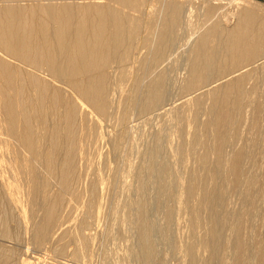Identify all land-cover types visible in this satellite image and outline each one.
I'll list each match as a JSON object with an SVG mask.
<instances>
[{
    "label": "bare ground",
    "instance_id": "bare-ground-1",
    "mask_svg": "<svg viewBox=\"0 0 264 264\" xmlns=\"http://www.w3.org/2000/svg\"><path fill=\"white\" fill-rule=\"evenodd\" d=\"M27 1L32 4L20 3ZM38 1L0 0V3L6 4H0V145H6L9 141L14 144L12 151L7 153L9 157L0 156L2 157L0 158V240L5 241L10 238L11 233L7 225L10 224L8 221L12 220L11 217L15 211L19 210L18 212H21L19 218L24 220L25 202L36 205L37 201L40 204L42 217L40 222L32 225L33 238L31 239L35 244H40L47 239L60 221L59 210L64 201L63 191H67L70 187L69 179L76 170L74 168L79 151L77 135L79 131L81 132L78 130V124L81 126L82 123L79 118L81 110L73 99H65L63 94L71 92L80 99L81 103L89 107L88 111L91 109L93 114L101 117L100 119L104 116L106 119L114 99V93L111 92L114 90L110 88L113 85L107 70L112 64L123 65L134 51V41L139 39L144 53L141 51L140 57L136 60L138 71L134 79L132 78L131 95L123 101L143 116L163 111L164 106L167 105V98L172 96L170 80H168L172 78H168L170 76L167 73L170 74V72L162 68H165L166 57L172 55L168 53L178 48L180 41L177 39V30L180 27L184 9L178 4L183 0H171L161 5L157 11L160 14L159 18L149 17L147 21L141 23V20L139 21L136 17L137 14L135 18L134 15L131 17L132 15L129 16L123 11L126 9L133 11L134 14L137 13L134 0L125 4V1L122 3L119 0H110L116 4L119 2L120 5L127 4L129 7H109L105 4L101 6L99 3L94 5L86 4V2L54 4L56 1L53 3V0H47L49 3L42 4ZM141 9L144 10V8ZM142 13L143 11L140 14ZM208 13L211 14L212 10L210 9ZM235 18V24L225 33L220 32L221 28L217 24H212L208 27L205 25L204 30L201 29L200 32L192 34L191 39L195 40L189 47L188 56H185L186 67H183L186 71L180 74L182 81L179 82L174 77L180 83L178 84L180 95L173 96L174 100L180 101L191 96L188 99L189 103H186L187 109L181 110L178 106L173 114L187 133L183 135L182 131L180 132L181 141L174 153L186 166L189 162L192 163V167L185 168L186 166L182 163L185 166L184 171L176 173L167 167V163L157 165L160 140H156V145L151 147L149 152L147 151L148 161L145 162L150 180L158 177L162 183L168 179L171 182L169 185L162 184L157 189L158 195L161 194L162 199L163 196L171 200H173L172 196L176 197L180 209L186 213L184 234L187 239L193 240L189 239V242L177 240L178 246H184L186 256L184 264H225L226 262L247 264L243 259V246L239 247L240 250L238 249L235 256L230 257L231 254L226 247L228 244L227 241L224 242L222 232L224 226L232 222L229 220L230 214L226 213L229 204L227 199H230V194H242L246 197L251 191L255 177L251 173L248 174L249 171L245 172L242 166L246 160L249 163L254 162L256 147L264 137V132L258 125L261 121V106L259 103L256 104L259 101L252 103L253 96L250 99L251 95L256 94L254 93L255 82L257 77H260V72L262 74L264 71V66L258 69L254 68L256 66L254 65L253 68L250 67L251 69L242 72L243 68L249 67L248 64L257 62L256 60L264 55V26L261 23L262 19L259 20L255 7L242 8ZM135 51L137 53L136 49ZM61 87L64 90H59ZM177 87L174 86V88ZM205 87L208 89L206 88L204 92L202 89ZM200 90L203 93L192 97L191 93H197ZM250 100H252L251 103L248 102ZM81 103L78 104L81 105ZM247 104L254 107L250 108ZM88 111L87 114H89ZM93 119L98 120L95 119V115ZM96 123L99 124L98 121ZM90 126L86 128L91 130ZM94 130L97 131H95L96 135L98 134L95 138L98 140L103 138L100 142H104V138H107L106 132L103 131L104 137L101 133L102 129L97 127ZM252 130H258V132ZM246 132L258 133L256 138H247L249 141L247 145L243 140ZM89 133H86L84 137L88 141L91 140ZM87 135L90 139H87ZM40 140L46 143L45 147L43 145V151L39 148ZM94 140L92 139L93 143ZM4 151L7 152V150ZM23 154L28 155L27 164L23 163L26 161L22 157ZM187 155L191 156L190 161ZM147 156L144 155L143 159ZM42 171L46 175L44 178L40 176ZM148 177L139 178L142 193L150 182ZM53 182L59 187V192L50 197L47 195V190ZM242 196L240 198L243 200ZM250 206L251 204L248 208ZM30 208L32 209L31 205ZM136 208L141 215V220L138 219L139 234L136 239L139 250L136 252L131 248L128 255L137 254L142 264H153L156 249L151 235L157 229L155 230L153 224L145 218L148 211L146 202L138 204ZM173 211L175 210H169V208L165 211L164 216L168 223H172L174 217H177ZM237 223L233 225L235 240L232 239L236 247L241 244L237 236L240 223ZM74 239H77L75 234ZM2 241L0 244L3 245ZM259 243L260 249H258L261 253L257 252L260 253L258 259L255 255L256 261L262 256L264 258V239ZM2 245H0V264H5L6 261L10 262L9 250L7 251V248L4 250ZM256 261H252V264Z\"/></svg>",
    "mask_w": 264,
    "mask_h": 264
},
{
    "label": "rangeland",
    "instance_id": "rangeland-1",
    "mask_svg": "<svg viewBox=\"0 0 264 264\" xmlns=\"http://www.w3.org/2000/svg\"><path fill=\"white\" fill-rule=\"evenodd\" d=\"M60 1L61 0H53V3L55 2L54 4H57V3H60V4L62 3L63 4L64 3L74 4L75 3L76 4L77 2L78 3L86 2V4L89 3V4H94V5L99 3V5L101 6L105 4V5H109V7H129L127 4L120 5L118 3L120 1H122V3L125 1L124 2L125 4L126 2L129 3L132 0H119L117 4L110 0H100V2L99 0H96V1L94 0H91V1L90 0H62L61 2ZM169 1L171 0H134L135 6L137 7L136 8L137 13L134 14L133 11H128L126 9L123 10L124 8L122 10L129 16L132 15L131 17H133V15L135 17V15L137 14L136 15V17H138L137 19L139 21L141 20V23H144L145 21L148 20L149 17L157 16L156 18H159L160 14L157 11L160 9L161 5L163 6L164 3H167ZM174 1H177V0H174ZM38 2L42 4L49 3V1L47 0H39ZM20 3L21 4L22 3L32 4V2L30 3L29 1L20 2ZM20 3H17V4H20ZM0 4L6 5L3 2ZM178 4L181 5L182 9L184 8L183 16L180 20V27L177 30V33H178L177 39L180 41L179 44L181 45L179 46L178 44L179 49L176 48V51H170L168 53V55L172 53V55H169L170 57L169 56L166 57V60L168 61L169 59L170 62L166 61L164 63V65L165 64L166 65L165 66L163 65L165 68H162L164 69V71L170 72V74L167 73V75L170 76L168 78H172V80L168 79L170 80L169 83L172 89V90L170 89L172 93L170 95L172 96L167 98L168 99L166 102L167 105H165L163 108L164 112L160 110L161 113L158 111L159 113H156L154 115L149 114V115L143 116V115H140V113L137 112V110L129 107L126 101H123L131 95V87H132V81H133L132 78L134 79L135 73L138 71V65H137L138 63L136 62V60H137V57L138 58L140 57V52L142 51L141 43H140L141 40L139 39L137 41L136 40L134 41L133 43L134 51L127 58V60L123 63V65L118 66L117 64H112L110 68L107 70V73L110 77L109 80L111 84L113 85L112 87L110 86V88L114 91L116 89V91L115 92L111 91L114 93L113 94L114 99L112 100L111 106L108 110L109 113L107 114L106 119H105V116L104 118L102 117V119H100L101 117H98L96 114H93V112H91V109L88 111L89 107L87 105L85 106L84 103H81L80 99H78L71 92H69L70 94L67 92L69 95L63 94L65 99L67 98L69 100L73 99V101L76 102L79 109L81 110L79 118H80V123L81 122L82 123H81V126L78 124V128H79L78 130H81L82 133L79 131L77 135V143L79 144L78 146L80 149L78 148L79 151L77 153V157L75 160L76 166L74 168V170L76 169L75 170L76 176L78 177L75 176V171H73L74 175H72L71 178L69 179V186H70L68 188L69 190L67 189V191L65 192L63 191L64 201L59 210L60 212L59 215L61 216V217L59 216L60 221L58 222L56 227L53 229L54 233L51 232V235L49 234L50 236H48L47 239H44L42 242H40V244H35L33 242V239H31L33 238L32 225H34L35 222L36 223L40 222V218L42 217L41 215L42 211H41L39 202L36 201L35 202L36 205L31 204V203L28 204L27 202H25L26 204V205L24 204L25 210L23 211L26 212V217L24 220L23 218H19L20 217L19 215H21V212H18L19 210L15 211V213L11 217L12 220L10 221L9 219L8 221V223L10 222V224L7 223L11 236L10 238L5 239V241L4 239H1L3 240L2 241L3 245L0 244L3 246L2 248L4 250L6 248H7V251L9 250L8 255H9L10 262L7 263L6 261L5 264H10V263L11 264H142L137 254H133V256H129L128 252H129V249L131 248H133L132 250L136 252L139 250V246H137L138 244H137L136 239L138 238L137 236L139 234L138 221L141 220L140 218L141 215H139L140 213L138 212V208H136V206L140 203H145V202H146L147 210H148L146 212L147 214L146 216L148 217L145 216V218L149 219V220L147 219V221L150 222V224H153V227L155 230L157 229L156 232H154L151 235V240L154 242V246L156 249V256L153 259V264H184L183 262L185 261L184 259L186 258L184 246L183 247L178 246L177 240L189 242V239L190 240L192 239V238L187 239V237H185V234H184L186 213L185 212L183 213V209H180V204L177 203L178 200L176 197H174L175 198L174 199L172 196L173 200H171L170 198H166L164 196L162 199V195L161 194L158 195L157 189H159V187L162 184L169 185L171 183L169 182L170 179H168V181L163 182V183L159 180L158 177H153L150 180L151 177H148L147 166H146L145 161L146 160L148 161L147 155H148L150 148L156 145L155 143L156 140H160L158 141L160 142V145L158 143V146L159 147L161 146V147L159 149L160 150L159 158L156 159L157 165L167 163V167L171 171L176 172V173H180V172L182 173L184 171V167L186 166L184 162L178 159V156H176L174 151L177 145H179L181 141V139L179 138L180 132L182 131L183 135H187V133H186L185 128L182 126L181 122H179L173 114L178 108V106L181 108V110L182 108L183 110L187 109L186 103H189L188 99L190 95L180 101H175L176 99L174 100L173 96L180 95V91H179L180 86H178V84L180 85L179 82L182 81V77L180 79V74L186 71V69L183 66L186 67L185 61H186V57L189 54L188 50H189V47L192 45L193 40H195L194 38L191 39L192 34L197 33V31L200 32L201 29L204 30L206 26L208 27L212 24L213 25L217 24L218 27L221 28L220 32L225 33L226 30L231 29L233 27L236 21L235 15L242 8L246 9V8L255 7V10L257 11V15L259 16V20L262 19L261 23H263V26H264V0H183L182 2ZM141 8H144V10H142ZM210 9L212 10L211 14L208 13ZM141 10L144 13V14L142 13L143 17H142V14H140L142 12ZM186 39H188V41ZM135 43H138V44L135 45ZM182 45H185V46H182ZM135 49L137 50V53ZM256 61L257 62H254V63L251 62V64H248L249 67L246 66L245 68H243L242 72H244L245 70L251 69L250 67L254 65H256L254 68H258V69L264 66L263 65L264 55L263 57L257 59ZM174 77L177 79V81L179 80V82H177L174 79ZM112 78L113 79L115 78V79L113 80ZM256 80L258 82V83L255 82L256 90L254 93L256 94L255 96L254 94L251 95L250 99H252L253 97L254 99H252L253 101L250 100L248 102L251 103L252 101V103L253 102L256 103L257 101H259L256 104L259 103V106H261L262 113H261V121H259L258 125H259V128H261V131L264 132V129H263L264 128L263 127L264 126V71L262 72V74L260 72V77H257ZM114 84L116 86H114ZM173 84L174 86L176 87L178 86V87L174 88ZM206 88L207 87H205L202 90L205 92L208 89ZM59 90H64V89H62L61 87V89ZM202 90H200L197 93L195 92L193 94L191 93L192 97L198 96L201 93H203ZM76 98L78 100H76ZM77 101L78 103H81V105L78 104ZM248 105L250 104H247V106ZM81 106L82 108H80ZM252 106L250 105V108H252ZM86 107H87V110H86ZM87 111L89 112V114H87ZM94 115H95V119H98V120L93 119ZM84 116L86 117L84 118ZM90 116L91 118L93 117L92 120ZM119 116H121L120 117L121 119H119ZM84 120H85V123H84ZM97 121L98 123L101 121L99 123L100 125L96 123ZM89 122L90 124H88ZM91 123L93 124V126L96 124L95 125L96 128L99 127L100 130L102 129L101 131L102 134L106 132L105 134L107 138H104L106 142L105 141L102 142L103 138L100 139L102 140L101 142L100 140H98V138H95V137H98V134L96 135L97 131L94 130L96 128L95 126L93 128ZM88 125H91L90 126V128L92 127L91 130L89 128H86L88 127ZM85 128L87 130H85ZM82 129H84V131ZM252 131H255V130H252ZM83 132H86V133L91 132L88 134L91 136L90 137L91 140H89L90 142L86 140V138L84 139L86 133H83ZM255 132H258V130ZM81 134L82 136H80ZM105 134H103L104 137H105ZM257 134L254 132H250V133L246 132L243 137L244 143L247 145L249 142L247 138L248 139H251L252 137L256 138L258 136ZM124 137L126 138L124 139ZM90 138L89 136L87 137V139H90ZM92 139L93 140L95 139L94 143ZM44 144H46L45 141L40 140V143H39V146H40L39 148H41L40 151L44 150L43 149L45 147ZM113 144H116V145H113ZM6 145H0V148L3 149V151L2 149H0V156L2 157H9L7 153H9V151H12V149L14 148V144H11L10 141ZM91 145L93 146L91 147ZM97 145L99 146V148ZM263 145H264V137L261 139L259 146L256 147L257 149L255 150L256 156H255L254 162L249 163V161L246 160L245 163H243L242 167L244 168V171L245 172L249 171L248 174L251 173L252 176L255 177V181L253 182L254 184L251 185V191L247 193L246 197H243L242 194H236V193L230 194L229 196L230 199L228 198L229 201L227 199V204L228 203L229 204H228V208H227L228 210L226 213L228 215L230 214L229 220H231L232 222H228L224 226V229L222 232L224 242L226 243L227 241V244H228L226 247H228L227 251L230 252L231 254L230 257H232V255L235 256L236 252H238L239 247L242 248L243 246L244 248L243 249V259L245 262H247V264H252V261L254 262L259 258L260 253H261L259 250L260 249L259 242H261L262 239H264V151H263L264 146ZM93 149L94 151L95 150L96 151L94 152ZM4 150H7V152ZM3 154L4 155L7 154L8 156L7 155L4 156ZM91 154L92 156L88 157V155H91ZM93 154L94 155L96 154V156H94ZM189 154L191 155L192 152H190ZM23 155L22 157L26 161L24 162L22 161V162L26 163L28 159L27 158L28 155L27 156L26 155L23 156ZM144 155L147 156L146 159H143ZM190 157L191 156L187 155L188 160L191 159ZM182 163H184L185 166H183ZM191 164L192 163L189 162V165L187 164L188 166H186L185 168L192 167ZM144 165L146 167H144ZM86 171L87 173H85ZM144 171L145 173H143ZM43 173L44 171H42L40 175L42 178L46 176L44 175L45 173L44 174ZM141 176H147L149 178L148 180L150 181V182L148 181L149 183L143 193L140 191V183H139V178ZM54 183L55 182L51 183L50 187L47 190V195L50 197H53V195H56V193L59 192V187ZM88 183H90V185ZM102 184H104L105 186L103 185L104 186L103 187ZM91 187H92V192H90ZM88 188H90V190ZM239 193H241V191ZM141 195H142V198H141ZM239 195H241L243 197V200L244 199L245 200L243 201L242 198H240L241 196ZM134 203H137V204H134ZM164 204H166V206ZM249 204H251L250 208H248ZM30 205L32 209L34 208V210L30 208ZM88 207L89 209H87ZM36 208L39 210H37ZM121 208H124V209H121ZM168 208L169 210L171 209L175 210L173 212L175 213V216L177 215V217H174L172 223H168L166 220V217L164 216L165 211H168ZM119 212L123 214L120 215ZM179 213H182V214H179ZM68 215H69V218H68ZM61 221L63 222L61 223ZM65 221H68V222H65ZM235 222L240 223L239 225L240 229H239L237 236H238V241L239 243L241 242V244H239L240 246L238 247H236V244L234 245L233 240H232L234 239L233 225L235 224ZM74 231L75 232L77 231V232L74 233ZM73 233L75 234L77 239L73 240V236H74ZM68 234L72 236L70 237ZM67 235L69 236V239L67 238L68 237ZM64 237H66V239ZM126 238L128 239L126 240ZM83 243L85 246L84 245L82 246ZM245 250L246 252L244 253ZM257 252H260V253L258 254ZM255 255H257V257ZM255 257L257 258L256 260H254ZM262 258L253 264H264V261H263L264 258L263 260ZM225 264H229V263L226 262Z\"/></svg>",
    "mask_w": 264,
    "mask_h": 264
}]
</instances>
